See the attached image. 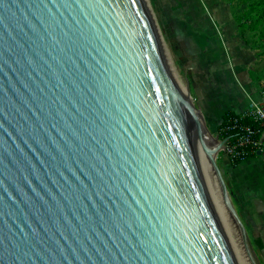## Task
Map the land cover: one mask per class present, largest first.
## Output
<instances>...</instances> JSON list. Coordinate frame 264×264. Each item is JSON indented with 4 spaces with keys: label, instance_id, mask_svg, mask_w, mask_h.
<instances>
[{
    "label": "water",
    "instance_id": "95a60500",
    "mask_svg": "<svg viewBox=\"0 0 264 264\" xmlns=\"http://www.w3.org/2000/svg\"><path fill=\"white\" fill-rule=\"evenodd\" d=\"M226 141L143 0H0V264H237L225 213L255 264Z\"/></svg>",
    "mask_w": 264,
    "mask_h": 264
},
{
    "label": "rangeland",
    "instance_id": "374dc122",
    "mask_svg": "<svg viewBox=\"0 0 264 264\" xmlns=\"http://www.w3.org/2000/svg\"><path fill=\"white\" fill-rule=\"evenodd\" d=\"M257 2L258 0H146L152 24L163 43V52L167 57L168 66L171 68L172 75L175 74L180 84L186 88L185 92L189 97L191 109L192 105L197 109L190 76L192 73L191 55L200 60L199 64L202 68L203 65L205 67L211 65L214 60L221 62L225 67L229 60L227 53H231L228 50V40L232 33L230 27L234 25L233 23L238 26L239 32L240 30L244 32V36L253 44V47L264 54V21L259 18L260 9L256 7ZM244 21L249 23L243 25ZM260 74L258 79L262 86L264 85V69ZM222 96L225 97L224 94ZM221 161L222 155L219 154L216 162L220 164ZM248 161L250 166H245L248 168L240 175L241 183L249 190L255 188L253 195L264 199V155L256 156ZM222 176L229 200L245 228L254 262L264 264V251H261L257 245V240L261 239L264 250V240L257 228L249 225L242 217L240 203L228 182V174L225 173ZM259 186L263 190H259ZM261 205L264 207V203ZM234 227L233 230L237 235ZM233 230L231 229L234 239L233 248L237 249L238 235L235 238Z\"/></svg>",
    "mask_w": 264,
    "mask_h": 264
},
{
    "label": "crops",
    "instance_id": "0c3cea01",
    "mask_svg": "<svg viewBox=\"0 0 264 264\" xmlns=\"http://www.w3.org/2000/svg\"><path fill=\"white\" fill-rule=\"evenodd\" d=\"M233 24L230 27L232 33L228 40V50L231 53H227L229 60L225 67L221 62L214 60L211 65L207 67L203 65L202 68L196 56L193 58L191 55L192 59H190L192 60L190 76L195 106L202 114L204 124L213 138L219 136V127L227 112L244 113L250 108L252 102L260 100L261 82L258 76L264 69V54L254 48L244 36V32L242 30L239 32L238 26ZM236 85L237 88H235ZM223 94L225 97L222 96ZM243 163L234 166L222 155V161L217 165L222 174H228L230 187L234 190L241 206L242 214H240L249 225L257 228L264 240V207L261 205L264 199L253 195L255 188L249 190L241 183L240 175L250 166L248 160ZM258 188L263 190L260 186Z\"/></svg>",
    "mask_w": 264,
    "mask_h": 264
},
{
    "label": "built area",
    "instance_id": "2783aa9c",
    "mask_svg": "<svg viewBox=\"0 0 264 264\" xmlns=\"http://www.w3.org/2000/svg\"><path fill=\"white\" fill-rule=\"evenodd\" d=\"M225 135L230 136L220 154L233 165L252 159L257 153L264 155V85L260 89V100L252 102L246 112L230 118L217 139L221 141Z\"/></svg>",
    "mask_w": 264,
    "mask_h": 264
},
{
    "label": "bare ground",
    "instance_id": "6f19581e",
    "mask_svg": "<svg viewBox=\"0 0 264 264\" xmlns=\"http://www.w3.org/2000/svg\"><path fill=\"white\" fill-rule=\"evenodd\" d=\"M143 2H144L145 6H146V8H147L146 0H143ZM147 10H148V8H147ZM156 34H157V38H158V40H159V43H160V45H161V48H162V50L164 51V46H163V43H162L161 40H160V36H159L158 32H157ZM165 54H166V53H165ZM165 57H166V56H165ZM166 59H167V57H166ZM169 65H170V64H169ZM170 69H171V68H170ZM174 78H175L176 82L178 83V85H179V87H180V90H181L182 94H183L184 97L187 99V101H188V103H189V105H190L189 97H188V95H186V92H185V91H186V88H184V87L180 84V82H179V80L177 79V77H176L175 74H174ZM190 108H191V106H190ZM191 110H192V109H191ZM203 160H204V159H203ZM203 164H204V168H205V170H206V172H207V175H208V177H209V180L212 182V184L214 185V187L216 188V190H217V192H218V189H217V185H216L215 179H214V177H213L212 172L210 171V167H209L208 163L204 160V163H203ZM223 225H224V228H225V230H226V234H227V236H228V239H229V242H230L231 248H232V250H233V252H234V256H235V258H236L237 264H248L247 261H246V259H245V257H244V254H243V252H242L241 244H240V242H239V239H238L237 235L235 234V232H234V230H233V227L231 226V223H230V221L228 220V217H227L226 213H225V215H224V217H223ZM230 227H231V228H230ZM231 229L233 230V232H234V234H235V238L237 237V241H238V247H237V249H236V248H235V249L233 248V246H234V244H233L234 239H233V234H231V233H232Z\"/></svg>",
    "mask_w": 264,
    "mask_h": 264
},
{
    "label": "trees",
    "instance_id": "16d2710c",
    "mask_svg": "<svg viewBox=\"0 0 264 264\" xmlns=\"http://www.w3.org/2000/svg\"><path fill=\"white\" fill-rule=\"evenodd\" d=\"M256 5H257L256 7L260 9L259 18H260L261 20L264 21V0H258V2H257ZM250 12H251V11H250ZM242 23H243V25H245V24H247V23H249V22L244 21V22H242ZM234 115H235V114L232 113V112H227V113L223 116V121H222V123H221V125H220V127H219V133H220V130H221V129L227 124L228 120H229L230 118H232ZM240 123H243V122L241 121ZM229 136H230V135H225V136H223L222 138L225 139V138H227V137H229ZM235 165H238V163L236 162V164H234V166H235ZM257 245H258L259 248L263 249V245H262L260 239L257 240Z\"/></svg>",
    "mask_w": 264,
    "mask_h": 264
},
{
    "label": "flooded vegetation",
    "instance_id": "af4514ba",
    "mask_svg": "<svg viewBox=\"0 0 264 264\" xmlns=\"http://www.w3.org/2000/svg\"><path fill=\"white\" fill-rule=\"evenodd\" d=\"M263 249H261V251H262Z\"/></svg>",
    "mask_w": 264,
    "mask_h": 264
}]
</instances>
